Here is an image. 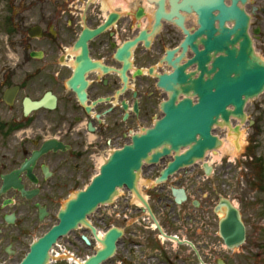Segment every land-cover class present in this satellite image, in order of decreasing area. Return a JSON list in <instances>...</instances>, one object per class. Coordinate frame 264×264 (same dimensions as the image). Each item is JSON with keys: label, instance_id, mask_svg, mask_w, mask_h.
Returning a JSON list of instances; mask_svg holds the SVG:
<instances>
[{"label": "flooded vegetation", "instance_id": "af4514ba", "mask_svg": "<svg viewBox=\"0 0 264 264\" xmlns=\"http://www.w3.org/2000/svg\"><path fill=\"white\" fill-rule=\"evenodd\" d=\"M159 7L0 0V264H248L223 235L226 158L169 173L173 152L149 158L136 188L67 221L99 166L164 114L169 87L181 90L194 52L184 56L179 16Z\"/></svg>", "mask_w": 264, "mask_h": 264}, {"label": "water", "instance_id": "95a60500", "mask_svg": "<svg viewBox=\"0 0 264 264\" xmlns=\"http://www.w3.org/2000/svg\"><path fill=\"white\" fill-rule=\"evenodd\" d=\"M159 2V15L171 18L178 14L182 21L181 9L198 16L199 26L194 32L184 28L187 33L184 54L188 45L195 52L179 72L185 96L176 102L179 90H174L163 105L164 116L154 128L135 135L133 144L114 152L102 166L101 173L69 203L68 213L72 217L67 221L70 223L100 202L111 200L117 187H134L144 159L158 158L171 149L178 152L181 147L190 145L184 153L176 155L178 161L171 166L172 170L204 156L207 149L216 148L221 140L213 133L214 126L222 121L231 125L232 117L245 120L247 103L264 91V60L255 52L250 34L251 16L245 8L249 0H171L169 13L164 9L165 0ZM199 42L203 45L201 49ZM194 62L200 72L196 77L185 72ZM191 93L198 96L197 102L190 97ZM226 205L224 233L228 245L234 247L244 242L246 227L239 209L229 200Z\"/></svg>", "mask_w": 264, "mask_h": 264}, {"label": "rangeland", "instance_id": "374dc122", "mask_svg": "<svg viewBox=\"0 0 264 264\" xmlns=\"http://www.w3.org/2000/svg\"><path fill=\"white\" fill-rule=\"evenodd\" d=\"M253 8L256 9L252 13L253 25L262 26L260 41L263 42L264 0H251L249 12ZM260 41L256 42L257 49L262 46ZM261 55L264 57V53ZM246 111L248 119L254 120V123L234 121V125H241V132L238 133L241 150L237 154L229 152L226 155V160H233L226 177V190L227 195L241 208L247 224V240L236 252L248 264H264V190L257 178L256 161L253 160L255 156H261L264 160V95L251 100ZM216 132L223 138L224 146L232 134H237L227 126L217 127Z\"/></svg>", "mask_w": 264, "mask_h": 264}, {"label": "bare ground", "instance_id": "6f19581e", "mask_svg": "<svg viewBox=\"0 0 264 264\" xmlns=\"http://www.w3.org/2000/svg\"><path fill=\"white\" fill-rule=\"evenodd\" d=\"M238 137H239V135L233 134L232 135V138L230 139V141L227 144H225V146H223L221 148V150H222L221 153L220 154H217L216 157L221 156V154L223 152H225V151H226V153L232 152L233 154H237L238 153V150H239V147H238V142H239L238 141Z\"/></svg>", "mask_w": 264, "mask_h": 264}, {"label": "trees", "instance_id": "16d2710c", "mask_svg": "<svg viewBox=\"0 0 264 264\" xmlns=\"http://www.w3.org/2000/svg\"><path fill=\"white\" fill-rule=\"evenodd\" d=\"M259 160L261 161L262 158H260ZM260 181L264 183V163L263 162H261V165H260ZM262 189H264V185L262 186Z\"/></svg>", "mask_w": 264, "mask_h": 264}]
</instances>
